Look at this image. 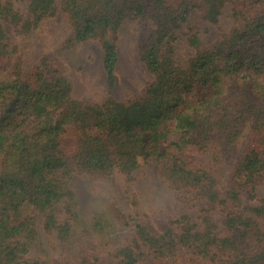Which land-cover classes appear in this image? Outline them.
I'll list each match as a JSON object with an SVG mask.
<instances>
[{"label": "trees", "instance_id": "trees-1", "mask_svg": "<svg viewBox=\"0 0 264 264\" xmlns=\"http://www.w3.org/2000/svg\"><path fill=\"white\" fill-rule=\"evenodd\" d=\"M19 1L27 2L26 30L58 5L71 24L69 48L99 40L109 90L117 34L125 22H143L138 55L153 81L129 103L87 105L73 99L54 58L14 72L16 49L2 23L19 16L0 2V264H55L28 259L41 231L65 243L75 231H103L102 219L90 229L82 223L75 176L129 178L151 162L181 204L198 209L200 225L186 215L158 235L137 225L118 251L75 264H264V0ZM227 6L234 28L204 48L189 25L201 15L216 26ZM184 27L194 51L185 65L175 49Z\"/></svg>", "mask_w": 264, "mask_h": 264}, {"label": "rangeland", "instance_id": "rangeland-1", "mask_svg": "<svg viewBox=\"0 0 264 264\" xmlns=\"http://www.w3.org/2000/svg\"><path fill=\"white\" fill-rule=\"evenodd\" d=\"M11 3L19 20L4 21L3 29L15 52L11 55L14 72L29 73L45 57L56 59L62 66L65 77L73 86V99L87 105H98L107 99L126 104L142 96L153 78L139 60L138 44L144 30V23L136 20L125 22L115 41L118 65L115 73L114 89L109 90L103 69V51L99 40L69 48L72 29L67 16L57 5L55 13L45 18L36 29L26 30L23 24L27 17V2L0 0ZM235 26L230 7L221 14L216 26L205 22L198 15L189 28L198 33L203 47L212 48ZM188 27L178 32L175 44L176 56L183 65L193 56L188 46ZM247 135V132H246ZM247 137L242 138L230 163L244 151ZM76 194V203L81 221L86 229L92 228L99 218L104 221L101 233L75 231L68 243L62 242L55 234L41 231L28 257L32 261L55 264H75L84 256L114 253L125 246L133 237L135 226L140 225L158 235L163 233L168 223L181 216H188L200 225L197 208L184 206L177 195L168 187L160 175V166L151 162L144 165L129 178L115 174L111 177L75 176L70 184ZM260 198H264V182L257 188ZM61 205L54 209L60 214ZM217 227L216 233L225 235L219 213L211 215Z\"/></svg>", "mask_w": 264, "mask_h": 264}]
</instances>
